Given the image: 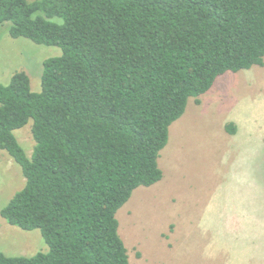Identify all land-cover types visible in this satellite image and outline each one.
<instances>
[{
  "label": "trees",
  "instance_id": "1",
  "mask_svg": "<svg viewBox=\"0 0 264 264\" xmlns=\"http://www.w3.org/2000/svg\"><path fill=\"white\" fill-rule=\"evenodd\" d=\"M6 24L62 55L45 61L39 93L24 72L0 84V151L26 180L1 217L49 248L0 252V264H130L118 212L162 181L160 154L190 99L264 67V0H0ZM30 122L29 158L15 132Z\"/></svg>",
  "mask_w": 264,
  "mask_h": 264
},
{
  "label": "rangeland",
  "instance_id": "2",
  "mask_svg": "<svg viewBox=\"0 0 264 264\" xmlns=\"http://www.w3.org/2000/svg\"><path fill=\"white\" fill-rule=\"evenodd\" d=\"M9 28H0V84L24 72L39 93L45 61L62 51L12 39ZM15 136L30 158L32 122ZM158 164L162 181L136 190L117 214L130 264H264V67L228 73L190 99ZM25 184L21 168L0 151V252L8 257L49 251L40 231L1 217Z\"/></svg>",
  "mask_w": 264,
  "mask_h": 264
},
{
  "label": "crops",
  "instance_id": "3",
  "mask_svg": "<svg viewBox=\"0 0 264 264\" xmlns=\"http://www.w3.org/2000/svg\"><path fill=\"white\" fill-rule=\"evenodd\" d=\"M162 169V168H161Z\"/></svg>",
  "mask_w": 264,
  "mask_h": 264
}]
</instances>
